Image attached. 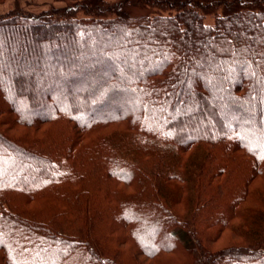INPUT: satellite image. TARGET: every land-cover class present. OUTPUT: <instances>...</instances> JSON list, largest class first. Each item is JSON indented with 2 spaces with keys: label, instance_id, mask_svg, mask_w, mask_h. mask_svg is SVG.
I'll return each mask as SVG.
<instances>
[{
  "label": "trees",
  "instance_id": "16d2710c",
  "mask_svg": "<svg viewBox=\"0 0 264 264\" xmlns=\"http://www.w3.org/2000/svg\"><path fill=\"white\" fill-rule=\"evenodd\" d=\"M57 1L0 14V264H264V0Z\"/></svg>",
  "mask_w": 264,
  "mask_h": 264
},
{
  "label": "rangeland",
  "instance_id": "374dc122",
  "mask_svg": "<svg viewBox=\"0 0 264 264\" xmlns=\"http://www.w3.org/2000/svg\"><path fill=\"white\" fill-rule=\"evenodd\" d=\"M112 1H116V0H112ZM17 4H20L21 7L33 13H40L44 10H47L50 7V5L56 8H60L64 6V3L62 1H57V0L56 1L55 0H5V2L0 3V14H6L10 10L14 9L17 6ZM21 41L23 47L27 46L29 43H32V39L30 37H25V38L23 37ZM9 51L10 52L12 51L14 54H16L14 50V46L10 45ZM4 58H6V56L4 57V55H0V60L1 59L4 60ZM21 64L26 65L27 61H22ZM29 67L32 69L31 71L33 72L35 71L37 72L39 70L34 65L33 66L29 65ZM176 234L179 235L187 243L189 247L195 246V241L193 240L190 233L185 232L183 230H178L176 231ZM145 264H150V262L146 260Z\"/></svg>",
  "mask_w": 264,
  "mask_h": 264
}]
</instances>
